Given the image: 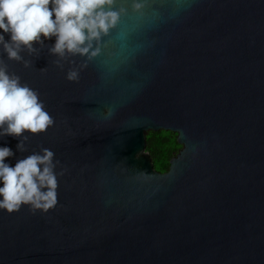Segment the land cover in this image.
Masks as SVG:
<instances>
[{"label":"water","instance_id":"1","mask_svg":"<svg viewBox=\"0 0 264 264\" xmlns=\"http://www.w3.org/2000/svg\"><path fill=\"white\" fill-rule=\"evenodd\" d=\"M104 7L117 20L85 55L0 46L54 120L17 155L48 148L64 172L46 215L0 210V264H264V0ZM160 130L181 145L164 172Z\"/></svg>","mask_w":264,"mask_h":264},{"label":"clouds","instance_id":"2","mask_svg":"<svg viewBox=\"0 0 264 264\" xmlns=\"http://www.w3.org/2000/svg\"><path fill=\"white\" fill-rule=\"evenodd\" d=\"M112 0H0V46L10 60H21L22 50L35 52V45L53 40L49 51L85 55L92 41L99 39L117 20V13L105 11ZM27 66V62H25ZM75 81L78 73H67ZM54 124L37 90L22 84L0 61V140L12 137L15 150L0 145V210L7 214L27 206L33 214L46 215L58 204V160L48 148L28 155L30 136L41 134ZM14 159L15 163L11 160Z\"/></svg>","mask_w":264,"mask_h":264},{"label":"trees","instance_id":"3","mask_svg":"<svg viewBox=\"0 0 264 264\" xmlns=\"http://www.w3.org/2000/svg\"><path fill=\"white\" fill-rule=\"evenodd\" d=\"M180 147L177 136L172 131H149L147 134L146 150L152 157L155 169L160 172L168 170L171 157Z\"/></svg>","mask_w":264,"mask_h":264}]
</instances>
